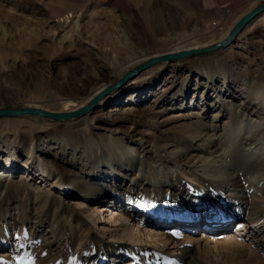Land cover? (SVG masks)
<instances>
[{
    "label": "rangeland",
    "instance_id": "obj_1",
    "mask_svg": "<svg viewBox=\"0 0 264 264\" xmlns=\"http://www.w3.org/2000/svg\"><path fill=\"white\" fill-rule=\"evenodd\" d=\"M174 1L177 6H187L183 0ZM211 1L214 3L212 9L204 6L200 7L201 10L188 6L178 7L177 14L172 15L161 7L159 14L163 23L164 20L165 22L169 20L175 25L189 29L187 31H195V24L198 25L196 28L202 31L203 22H209L211 28L204 32L202 41L213 42L218 40L221 31L226 27L235 25L254 7L264 2V0ZM131 3L135 10L142 9L146 4L144 0L143 3L132 0ZM64 4L66 6L64 12L59 13L58 6ZM148 4V9L152 13V0ZM69 15L81 16L75 25H70L69 34L65 36L59 29V25H62V21L59 20ZM162 40L163 34L157 35V43L160 41L164 44ZM233 44L232 48L225 50L221 48L215 52L184 58L186 61L197 60L195 66L199 70L193 74L188 70L174 74L168 70L150 88L144 89L143 94L134 101L126 103V97L136 92L135 89L128 88L116 103L104 107L96 106L94 110L85 114L94 119L92 138L101 146L107 143L112 149L118 145V141H122L125 143L123 144L125 149H133L137 153L141 151L138 148L139 144L147 147L149 154L145 157L143 166H138L143 170L142 173L139 175L136 171L132 172L136 181H142L141 208L132 206L131 202L127 204L126 201L109 199L104 200L106 203H103V200L88 202L79 195L70 196L63 193L61 187L67 186V179L78 178L81 172L77 167L71 168L56 159L52 153L42 155L40 161H37V165L41 164L40 168L47 169L43 179H40L41 176L38 177L39 172L35 176L31 173L27 179L21 180L25 167L30 166L26 163L30 149L42 147L44 142L55 138H61L67 141L65 143H69L71 136L75 138L79 134L69 132L65 127L56 129L47 125L62 122L47 123L43 119L31 120L32 117L25 122H21L20 119L16 122L14 117L0 119V147L3 148L2 145L8 140L13 145L15 153L13 158L19 166L11 182L7 178L1 182L0 187V264H264V250L260 246L262 239L258 237L253 240L255 237L247 234L248 227L241 231L242 235H237L239 232L234 233L235 226L232 223L235 219H228L222 226L214 225L210 228H204L203 221L197 222V226L192 229L189 228L190 223L186 221L178 225L179 231H190L193 238L198 239L196 234L200 231L211 236L209 242L193 244L189 247L193 250L192 253L182 256L179 251L182 247L180 238L166 235V231L172 229L174 225L163 228L154 226L155 221L150 220L152 213L148 211L150 207L148 202L154 204L155 211L165 203L164 194H158L162 188L161 181L166 180L164 174L170 177L176 171L174 161L182 157L181 151L185 150V153L190 155L187 158L182 154V161L187 163L192 162L195 155L199 156L197 152L191 153L186 148L192 145L193 136L200 134V137H203L200 120L210 124V116L214 112H219L216 106L213 109L204 108L205 104H214L212 99L215 95L211 100L200 101L205 88L196 87V84L209 85L202 70L210 65L211 67L213 65V71L223 70L221 64H225L231 66L234 72L246 76L249 83H258L261 77H264V34L258 33L249 42L245 41V37H239ZM165 46L170 48L174 47V44L166 43ZM146 49L148 45L137 39L130 15L114 2L107 4L106 0H0V87L12 92L9 96L12 103L30 104L45 101L43 104L48 109H59L64 102L63 98L70 96L71 101L74 98H82L92 86L109 84L114 79L100 67L99 59L102 56L99 53L107 55L108 61L105 59L107 63H117V69L122 70ZM210 57L217 59L218 65L216 62H210L211 59L207 60ZM176 60L181 59L169 62ZM90 75L98 76V80L87 81V78H91ZM188 77L191 79L189 84L191 90L184 96H178L177 100L170 99L180 89L181 82ZM166 79L168 83H165ZM164 83L167 85L165 90L168 86L172 87L170 92L160 93ZM220 84L219 81L216 85L220 87ZM157 94L167 95L169 100L159 104L155 102L154 95ZM226 101L233 106L238 103H230L229 99ZM190 102L196 107H190ZM1 104L3 105H0V111L5 110L2 108L6 103L2 100ZM125 106H131L144 117L143 120L135 125L113 124L114 120L120 119L121 114L118 112L116 115H109L108 109L110 107L123 109ZM233 111L234 107L231 113ZM226 120L225 114L218 123L219 130ZM124 135L133 136L135 145L127 146L128 140H122ZM202 148L205 150V146ZM125 154L129 153L125 150ZM202 156L208 159L200 165L197 174L202 177L209 176L211 182L203 184L195 173L180 164L183 176L181 180L193 187L189 189L191 192L188 194L177 186L176 191L172 192L175 195L172 199L177 203L188 205L192 202L194 204L188 206L197 207L206 201L210 202L207 206L218 213L224 211L223 204L227 201L233 207L229 205L225 207L234 209V200L231 196L235 192H256L251 184L242 182V186L235 187V190L231 188L230 191L216 192V202L207 200V194L217 189L214 183L224 182L227 174L214 172L220 164L209 161L212 155L208 153L205 155L203 152ZM1 158L2 156L0 171L6 166V156ZM133 158H136V155ZM33 159L34 157L30 161ZM50 172L55 176L48 179ZM124 184L126 182L120 185ZM126 186L130 185L127 183ZM130 197H134V191L127 199ZM77 201L84 204L79 209L74 206ZM106 210L118 214L114 216L115 222L106 219L108 217ZM190 210L195 211L193 208ZM76 214L79 218L74 216ZM218 217L222 221L226 216ZM136 224L142 228L134 229ZM139 230L151 232L152 237H146ZM231 234L233 237H224Z\"/></svg>",
    "mask_w": 264,
    "mask_h": 264
},
{
    "label": "bare ground",
    "instance_id": "obj_2",
    "mask_svg": "<svg viewBox=\"0 0 264 264\" xmlns=\"http://www.w3.org/2000/svg\"><path fill=\"white\" fill-rule=\"evenodd\" d=\"M131 1L132 0H126V2L125 0H106V3L111 4L114 2V4L121 7L124 12L130 15L132 25L136 30L138 41L141 43L145 42L148 45V49H146L141 54V56L137 57L136 60L126 65L122 70L117 69V63H107L105 61V59L108 61L107 55L104 53H99L102 56L99 59L101 60L100 67L107 71L111 78H114L111 83H103L101 85L96 84L95 86H92L82 98H74L73 101H71L72 99L70 96L63 98L64 102H62V106L56 110L48 109L43 104L45 101L30 104L12 103L9 99V96L12 95V92L6 88L0 87V105H3L1 104L2 100L6 103V106L2 109L21 111L38 110L51 116L67 115L76 113L81 109L86 108L91 104L92 101L95 100V107H104L110 103H116L128 88L135 89L136 92L126 97V103L128 101H134L137 97L143 94L144 89L150 88L151 85L157 82L159 77L168 70H170V73L173 74L184 70H188L190 74L197 72L199 70L195 66L197 60L193 59L191 61H186L184 58H181V60H176L173 62H169L170 60H164L158 62L157 64L155 63V65L153 64L149 68L141 71V73L133 79L126 83L124 82L125 84L119 85L115 90L105 95L102 93L119 81L126 73L133 71L137 66L142 65L152 59H161L186 51L208 49L220 44L227 38L231 29L234 27V25L226 27L223 31H221L222 34L218 40L213 42L207 41V43L202 41V39L204 38V32L209 31L211 28V24L209 22H203L204 24L202 26V31L201 29L196 28L198 26L197 24H195V31H187L189 29L178 24L175 25V23L170 22L167 18L166 19L168 21L165 22L164 20V23L162 22L159 14L161 7L168 14L172 15L177 14L179 11L178 7H184L182 5L177 6V3L174 0H152V13H150L148 9V3L150 0H144V3L146 4L143 5L144 7L142 9L138 10H135ZM136 1H139V3L141 1L143 3V0ZM183 1L189 8L193 7L197 10H201L202 8L200 7L203 6L205 8L212 9V6L214 5L211 0ZM187 6L185 7L187 8ZM65 7V4L60 5V7L58 6L57 11L59 13H63ZM80 16L73 17L72 15H69L64 19L59 20L62 21V25H59V29L64 33L65 36L69 34L70 25H75L80 19ZM260 32L264 34V12L253 19L239 33L234 42L239 37H245V41L249 42ZM160 34H163L164 40H162V43L164 44H161L160 41L157 43L156 41L157 35ZM166 43L174 44V47L172 46L168 48L165 46ZM233 43H231L226 49L232 48L234 45ZM212 59V57L207 58V60H210L212 63L217 61V59ZM216 64L218 65L217 62ZM221 65L223 70L213 71V65L212 67L210 65L206 67L205 70H202L207 76L205 79L209 85L204 86L200 83L196 84V87L201 86L202 88H205L203 93L200 92V101L211 100L215 95L212 99L214 104H205L204 108L208 107V109H213L216 106L218 107L217 109H219L218 113L214 112L213 115L210 116V124H205L202 120H200L199 125L203 127V137H200V134L193 136L192 145H190L189 148H186L187 150H190L191 153L197 152L199 156L195 155L193 161L187 163L182 161L183 155L185 157L190 155L186 154L185 150L183 152L181 151L180 156L182 157H180L178 161H174V167L176 168V171H178L172 173L170 177H167V175L164 174V178L166 180L161 181L162 188L158 191V194H164L163 199L165 200V203L161 204V207L155 211L153 207L154 204L152 202H148L150 205L148 211L149 213H152V219L150 220L151 222L155 221L153 223L154 226L163 228L169 225H174L171 227L172 229H168L166 231V235L172 238H180V244H182V247L179 249V251L182 256L190 255L192 253L193 250L189 247H191L193 244L197 245L199 242H209L208 240L211 239V236L204 231H200L196 234L199 237L198 239L193 238L190 231H179L178 225L184 223L185 221L190 223L188 225H190L189 228L192 229L197 226V222L199 223L200 221H203L202 225L205 226L204 228H210L214 225L222 226L223 222L225 224L228 219H235V222L232 223V225L235 226L234 233L239 232L237 235H242L241 231L247 229L248 227L247 234L250 236L253 235L252 237H255L253 240L260 237L262 239L260 246L264 250V77H261L258 83H249V80L246 76H241L240 74L234 72L231 66L225 64ZM212 73L214 74L212 75ZM215 74L218 76H215ZM95 76H91V78H87L86 80L90 81L93 79V81L96 82L98 80V76ZM168 79H166L165 83H168ZM218 80L221 83L220 87L216 85L217 82H219ZM190 82L191 79H189V77L186 78L184 82H181L180 89L170 99L176 98L177 100L178 96L186 95L187 92L191 90V87L189 86ZM165 83L162 85L164 87L160 90V93L164 91L170 92L172 90L171 86H168L167 90H165L167 86ZM210 93L212 94L210 95ZM100 95L102 96L100 97ZM158 95L160 94L154 95V97H156L155 102H159V104L169 100L167 95ZM227 99L230 100V103H238L235 106L232 104L229 105V102L226 101ZM59 100L61 101L62 98ZM191 103L192 102H190V107L193 106L195 108V104ZM232 107H234L233 113H231ZM118 112L121 114L120 119L118 118L114 120L113 124L120 125L127 123L135 125L141 122L144 118L141 117V115H139V113L133 108H131V106H125L123 109L110 107L107 114L116 115ZM151 113L152 112H150V114ZM225 114L227 115V120L222 124V128L219 130L218 123L225 117ZM30 117H32L31 120L35 118L37 121H42L43 119L46 122H62L60 124L47 125L50 127H56V129L57 127H65L67 130H69V132H77L79 135L77 137L73 135L75 138L71 136L69 143H65L67 141L61 138H55L44 142V146L42 147L30 149L27 154L28 156L26 162L27 164L29 163L30 166L25 167L23 174L20 177L21 180L27 179L28 175L31 173H33L35 176L36 173L39 172L40 174L38 177L41 176L40 179H43V176L47 174V169L45 167L40 168L41 164L37 165V161H40L42 155H49V153H52L51 155L56 159L68 164L71 168L77 167V169H79L81 172L80 177L75 179H67V186L61 187L63 193L70 196L79 195L82 197V199L88 202H97L100 200L104 201L105 199H109L110 201H126L127 204L131 202V205L136 208H141L143 206V199L140 195L142 181H136V178L132 172L136 171L139 173V175L142 173L143 170L138 168V166L142 165L143 161L146 160L145 157L147 154H149L147 147H143L141 144H139L138 148L141 151L137 153L133 149H125V143L122 141H118V145L112 149L107 146V143H104L103 146H101L98 144L95 138H92V136H94L91 132L93 130L92 123L94 122V119L89 118V116L85 114L74 118L67 117L59 120L28 114L14 118H16V122L19 121L17 119H20L21 122H25ZM12 118L13 117H10L8 119ZM122 140H128L127 146L135 145L136 142L133 136L128 135H124ZM2 146L3 148L0 147V156H2V158L6 156V166L0 171V187L2 186L1 182L7 178V180L11 182L13 174L19 170V166L17 165L16 160L13 158L15 155L13 145H11L8 140H6ZM203 146H205V150L202 148ZM125 150L129 153L128 155L125 154ZM203 152L205 155L207 153L212 155V159L209 160L210 162L220 164V166L214 170L216 174H227L226 178H224V182L217 181L214 183V187L217 189L212 190L207 194V200L216 202V192L221 193L223 190L230 191L231 188L235 190V187L242 186V182L251 184L252 188H255L254 191L258 193H251L250 191L241 192L236 190L238 192H235V194L231 196L234 200V209H231L233 206L230 205L231 203L229 201H227L226 204H223L225 208L224 211L221 210V212L219 211L218 213L214 212L211 207L207 206L210 202L207 203L206 201L202 202L201 205L197 207L188 206L189 204L192 206V204H194L192 202H190L188 205L180 202L177 203L175 199H172L175 196L172 194V192L176 191L175 188L179 186L182 191L189 194L191 192L189 189L193 187L190 183L185 184L182 181L183 179L181 180V178H183L180 172L181 165L195 173L196 177L201 179L203 184L205 182H211L209 176L202 177L201 175L197 174L199 167H201L200 165H202L203 162L208 159L205 156L201 157V153L203 154ZM135 155L136 158H133ZM33 157L34 159L31 162L30 160ZM33 161L35 162L33 163ZM54 176L55 174L50 172L48 179ZM215 178L216 177H214V179ZM109 179L110 181H108ZM122 182H126V184L128 183L130 186L127 187L126 184L120 185ZM181 185L186 188L181 187ZM163 187L166 189L164 190ZM132 190L134 191V197L127 199L128 195L133 192ZM122 198H124V200H122ZM148 199H150V197ZM103 203L106 202L104 201ZM83 205L84 204L82 201H77L74 203L76 209L81 208ZM181 205L182 207H180ZM228 205L232 207H227L229 208L227 209L225 206ZM191 208H193L195 211L192 212L190 210ZM208 210H211V212L209 211V213ZM105 212L108 214L106 219L108 221L112 220L115 222L116 219L114 216H118V214L111 210H106ZM219 215L226 217L221 221L220 217H218ZM74 216L79 218V215L77 214ZM141 228L142 226L139 224L134 225V229ZM146 231L139 230V232H142L146 237H152L151 232ZM153 236L156 237L155 234ZM224 237L230 238L233 237V235L231 234Z\"/></svg>",
    "mask_w": 264,
    "mask_h": 264
},
{
    "label": "water",
    "instance_id": "obj_3",
    "mask_svg": "<svg viewBox=\"0 0 264 264\" xmlns=\"http://www.w3.org/2000/svg\"><path fill=\"white\" fill-rule=\"evenodd\" d=\"M264 12V2L258 4L256 7H254L250 12H248L244 17H242L235 25L234 27L231 29L229 35L227 36V38L220 44H217L211 48L208 49H203V50H194V51H186V52H181L175 55H170L161 59H152L142 65L137 66L133 71L128 72L123 78L122 80L112 86L110 89H108V91L113 90L114 88L118 87L119 85L123 84L124 82H126L127 80L133 78L135 75H137L138 73H140L141 71L149 68L151 65L164 61V60H171V59H181V58H187V57H192L194 55H200V54H206V53H211V52H215L220 48H227L231 43L234 42L235 38L239 35V33L253 20L255 19L257 16H259L260 14H262ZM107 91V92H108ZM105 92V93H107ZM103 93V94H105ZM102 95H100L101 97ZM95 101H92L91 104L89 106H87L84 109H81L80 111L76 112V113H71V114H67V115H58V116H51V115H47L43 112H40L38 110H2L0 111V118L3 117H19V116H23V115H39L48 119H55V120H59V119H63V118H74V117H78L80 115L86 114L87 112L94 110L95 109Z\"/></svg>",
    "mask_w": 264,
    "mask_h": 264
}]
</instances>
